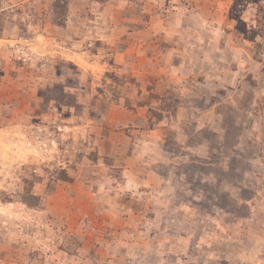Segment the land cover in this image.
I'll return each instance as SVG.
<instances>
[{"label": "rangeland", "instance_id": "obj_1", "mask_svg": "<svg viewBox=\"0 0 264 264\" xmlns=\"http://www.w3.org/2000/svg\"><path fill=\"white\" fill-rule=\"evenodd\" d=\"M0 264H264V0H0Z\"/></svg>", "mask_w": 264, "mask_h": 264}]
</instances>
